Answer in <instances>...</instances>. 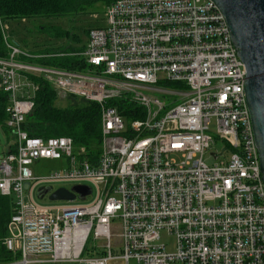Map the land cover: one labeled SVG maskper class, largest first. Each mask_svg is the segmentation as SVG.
Instances as JSON below:
<instances>
[{
  "label": "built area",
  "instance_id": "1",
  "mask_svg": "<svg viewBox=\"0 0 264 264\" xmlns=\"http://www.w3.org/2000/svg\"><path fill=\"white\" fill-rule=\"evenodd\" d=\"M7 29L0 18L8 50L0 90L13 135L12 151L0 159V194L13 202L2 240L13 260L2 264H264V183L246 71L216 4L112 2L88 32L81 72L27 62L64 54L23 51ZM35 80L47 82L57 99L99 105L96 163L68 137H31L22 129L39 90ZM118 100L134 105L136 118L107 104ZM216 140L227 147L211 152ZM209 150L213 165L204 160ZM42 160L60 170L35 177L31 166ZM54 183L87 186L81 200L94 199L38 206L34 191ZM49 188L42 198L56 191ZM74 195L66 201L79 199ZM115 221L121 253L111 244ZM164 234L175 238L173 252Z\"/></svg>",
  "mask_w": 264,
  "mask_h": 264
},
{
  "label": "trees",
  "instance_id": "2",
  "mask_svg": "<svg viewBox=\"0 0 264 264\" xmlns=\"http://www.w3.org/2000/svg\"><path fill=\"white\" fill-rule=\"evenodd\" d=\"M116 0H0V18L4 24L11 21H31L36 19H70L94 14L97 7L104 8ZM39 30L57 39H65L77 44L82 43L79 36L72 31L57 26H40ZM90 29L84 31L87 38ZM86 42L81 46L50 47L33 54L61 53L60 57L47 59H31L27 62L61 68L69 71H83L85 62L79 56ZM8 56L0 30V58ZM37 81V80H35ZM39 90L34 96V107L26 117L22 129L31 137L48 139L52 137H68L72 139L76 151L84 150V157L92 164L96 163L101 151V109L98 104L81 100L72 106L59 108L56 106L57 96L45 81H37ZM69 99L72 97H68ZM8 95L0 90V129L8 137L7 144L13 139L12 132L5 126L7 119L5 107ZM108 105L117 106L119 113L126 119L136 118L134 105L123 100L108 101ZM12 151V149L10 148ZM6 153V148L4 150ZM13 213L12 198L0 194V263L13 260L2 245L7 235V225Z\"/></svg>",
  "mask_w": 264,
  "mask_h": 264
},
{
  "label": "water",
  "instance_id": "3",
  "mask_svg": "<svg viewBox=\"0 0 264 264\" xmlns=\"http://www.w3.org/2000/svg\"><path fill=\"white\" fill-rule=\"evenodd\" d=\"M211 1L224 16L231 41L245 67V100L264 183V0ZM12 144L13 141L7 145L6 153L11 152ZM24 187L26 189L28 184ZM71 191L60 188L51 193L48 200L51 202L74 200V193L78 194L81 200L91 190L87 186L76 185ZM48 192L49 187L38 190L37 198L42 199Z\"/></svg>",
  "mask_w": 264,
  "mask_h": 264
},
{
  "label": "rangeland",
  "instance_id": "4",
  "mask_svg": "<svg viewBox=\"0 0 264 264\" xmlns=\"http://www.w3.org/2000/svg\"><path fill=\"white\" fill-rule=\"evenodd\" d=\"M105 8V7H104ZM104 8L97 7V9L94 11L96 13L85 15L82 17L75 18L73 20L70 19H36L31 21H11L6 23L8 29H7V37L9 41L15 42L18 47L26 52L29 53H36L38 51L44 50L45 48L50 47H60V46H81L84 45L86 42L85 37V30L91 29L93 27L100 26L103 20V13ZM94 15V18H93ZM40 26H57L65 30L72 31L74 34L79 36L82 40V43L77 44L75 42H69L65 39H57L52 35L45 34L39 30ZM173 87V86H172ZM171 87V88H172ZM159 96V95H157ZM160 97V96H159ZM82 99L72 97V98H66V99H58L56 101V106L59 108H66L73 105L74 102H79ZM213 134L215 131V128L213 126ZM8 137L4 131L0 129V159L4 156V150L6 147ZM227 147L226 143L216 140L214 142L213 147L211 148V152H219L222 149ZM210 150L207 152V154L204 157L205 162L208 165H213L216 163L217 160H214L212 158H209ZM32 173L35 177H41L45 176L50 172L58 171L60 170L59 163L54 161H47L42 160L34 165L31 166ZM74 186V184L70 183H54L49 185V187H52L54 190H58L60 188H71ZM39 188H37L34 191V200L38 206L41 207H48V206H55V205H61V206H75V205H86L89 204L93 199L95 194H92L88 196L85 200H79L76 199L72 202L67 201H57V202H51L47 198L38 199L37 198V191ZM120 233L119 230V221H115L113 223L112 227V239L111 244L112 247L117 251V253H121L120 251V243L121 240L118 237ZM162 241L165 243L167 251L173 252L175 249V238L172 236H165V234L162 236ZM2 264V263H0Z\"/></svg>",
  "mask_w": 264,
  "mask_h": 264
},
{
  "label": "crops",
  "instance_id": "5",
  "mask_svg": "<svg viewBox=\"0 0 264 264\" xmlns=\"http://www.w3.org/2000/svg\"><path fill=\"white\" fill-rule=\"evenodd\" d=\"M11 141H12V140H11ZM11 141H10V142H11ZM10 142H9V143H10ZM9 143H8V144H9ZM8 144L6 143V147H7ZM6 147H5V148H6ZM10 148H11V147H10Z\"/></svg>",
  "mask_w": 264,
  "mask_h": 264
}]
</instances>
